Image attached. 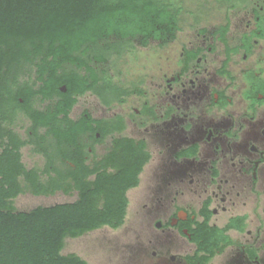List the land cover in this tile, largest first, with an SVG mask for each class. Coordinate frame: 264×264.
<instances>
[{"label":"flooded vegetation","instance_id":"obj_1","mask_svg":"<svg viewBox=\"0 0 264 264\" xmlns=\"http://www.w3.org/2000/svg\"><path fill=\"white\" fill-rule=\"evenodd\" d=\"M217 2L215 17L199 9L190 30L180 15L179 28L161 40H114L108 54L101 42L106 59L82 55L85 62L63 65L49 88L38 66L20 73L36 91L35 109L52 107L64 126L58 108L74 99L69 118L82 123L75 143H60L54 135L43 139L48 129L17 112L29 122L17 132L34 141L26 146L39 157L31 166L24 162L31 175L71 187L33 196L61 192L78 199V182L115 171L129 157H148L139 174L140 182L149 165L141 225L154 239H147L149 247L131 246L134 264H205L190 229L203 221L206 206L215 226L245 217L243 230L225 232L231 243L218 253L226 256L222 264H264V0ZM152 42L163 50L160 62L139 59ZM41 205L47 206L35 207ZM221 214H228L226 223H212ZM177 235L193 245L189 252H178L184 246Z\"/></svg>","mask_w":264,"mask_h":264},{"label":"trees","instance_id":"obj_2","mask_svg":"<svg viewBox=\"0 0 264 264\" xmlns=\"http://www.w3.org/2000/svg\"><path fill=\"white\" fill-rule=\"evenodd\" d=\"M184 10L178 0H0V264H88L76 253H62L66 238L123 225L127 192L139 184L148 159L129 157L115 171L78 182L80 194L74 202L17 210L13 201L25 191L52 194L71 188L65 183L48 186L31 175L34 170L26 167L22 148L34 141L23 139L12 127L17 112L27 113L38 127L48 129L43 139L54 135L60 143L72 144L82 131V123L69 118L74 99L58 108L64 126L55 122L52 107L42 112L32 106L36 91L29 80H20L23 68L38 66L39 79L49 88L58 69L84 63L82 55L106 59L114 40L143 37L147 44L175 32ZM101 42L104 57L98 51ZM202 215L203 221L190 231L198 251L206 253L201 260L208 264L231 243L225 233L229 228L244 229L245 217L219 227L210 223L208 206Z\"/></svg>","mask_w":264,"mask_h":264},{"label":"rangeland","instance_id":"obj_3","mask_svg":"<svg viewBox=\"0 0 264 264\" xmlns=\"http://www.w3.org/2000/svg\"><path fill=\"white\" fill-rule=\"evenodd\" d=\"M178 2L185 7L181 17H183V26L186 31L190 30L188 26H190L194 20L192 16L195 15L197 11L199 12V9H206L208 11V18H213L217 14V9L215 10L216 5H218L217 0H178ZM181 36L183 38L185 34H181ZM137 45L139 46L138 42ZM162 53L163 50L158 45V42H152L151 48L143 54H138V56L141 60H159L160 62ZM15 119V130L23 132L29 123L28 120H26L25 116L21 113H17ZM22 153L23 161L30 166L39 158L32 154L29 146L24 147ZM148 173L149 165L145 167L144 172L141 174L139 184L127 192L129 204L123 225L118 228L103 226L79 237H67L62 253H76L84 258L88 264H134L129 258V256L133 255L130 250L131 246L135 245L137 241H141L144 246L149 247L150 244L147 239L150 237L154 239L147 227L141 225L146 218L144 212L145 204L149 203L145 195ZM75 199V196L70 197L61 192L56 195H39L35 197L32 195L31 191H25L16 197L13 203L17 210H30L39 204L51 205L69 202ZM227 219L228 214H221L218 219L213 218L212 223L217 221L218 225H223L226 223ZM179 239L184 246V248L178 251L179 253L189 252L193 248V245H187L180 237ZM148 254L152 257L149 261L155 263L156 260L153 259L155 257L151 252H148ZM225 257L226 256L217 254L210 260V264H222Z\"/></svg>","mask_w":264,"mask_h":264},{"label":"water","instance_id":"obj_4","mask_svg":"<svg viewBox=\"0 0 264 264\" xmlns=\"http://www.w3.org/2000/svg\"><path fill=\"white\" fill-rule=\"evenodd\" d=\"M201 264V263H200Z\"/></svg>","mask_w":264,"mask_h":264}]
</instances>
